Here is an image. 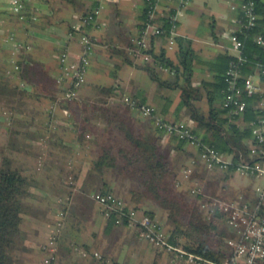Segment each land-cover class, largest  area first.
Returning <instances> with one entry per match:
<instances>
[{
  "label": "trees",
  "instance_id": "1",
  "mask_svg": "<svg viewBox=\"0 0 264 264\" xmlns=\"http://www.w3.org/2000/svg\"><path fill=\"white\" fill-rule=\"evenodd\" d=\"M91 1L90 7L80 15V24L69 28L70 33L79 32L78 52L81 46V35H87L92 42L87 52V63L83 67L84 80L75 88L76 96L66 97L64 95L66 90L71 88V85L63 76L61 62L57 56L58 50L56 56L59 61L60 74L55 77L53 83L55 85L52 90L53 104L56 107H61L67 115L70 106L83 104L82 108L89 111L88 117L77 122V134L79 139L95 145L97 156L93 161L91 174L96 179V177L101 178L105 170H113L125 178L128 181L127 193L133 199V203H127L120 197L125 203L124 206L121 209L118 205L112 206L108 215H105L102 206L95 200L94 194L112 193L115 196L118 195L112 191L110 186L92 190L89 194L96 201L101 214L107 220L108 229L119 224L130 225L128 210L134 208L138 210L137 217L147 214L151 219L164 226L168 233V241L181 245L185 251L215 263L228 261L233 254V247L228 243V240L239 238V228L241 227L229 224L227 212L217 204H213L215 199L228 200L219 194L208 193L205 188L206 185L202 183L199 169L201 167L205 171L209 168L203 166L200 161L201 146L206 144L230 157V163L226 167L215 166L210 168H218L226 174L237 172L236 168L241 162L264 163V156L260 153L261 150L264 151V141L258 143L252 133L253 121L264 116V108L258 105L259 94L248 96L242 93L241 98L245 101V107L241 111H234L231 104L224 105L227 94L225 71L230 62L235 59L234 54L228 51H220L210 59L202 58L192 46L191 39L182 37L177 33L172 34L171 31L176 32L177 29L175 8L167 5L164 11L158 12V5L163 4L164 1L167 3L169 0H143L137 13V33L128 39L125 46L115 43L114 50L116 53L127 55L131 59L140 58L143 64L142 68L148 72L151 79L160 85L179 88L180 100L177 108L183 109L193 124L182 119L167 118L164 108L159 109L142 97L122 91L118 84L99 85L98 90L103 95L102 98L89 103H81L79 91L85 83L90 55L97 40L91 31L98 28V17L103 8L102 6L98 15L94 14L95 7L100 3L98 0ZM243 1L245 0L232 2L236 4L234 10L237 12V18L241 17L239 5ZM253 1L258 15L255 24L247 29L240 26L234 29L243 40L241 53L246 57V60L239 66L238 84H241L244 76L260 67L254 56H259V59L264 58V47L256 44L253 39L255 34L264 36V0ZM26 3L27 0L24 1L20 12H14L12 9L11 11L20 19L33 24L36 15L26 13ZM90 14H92L91 18L86 21L82 20ZM13 38L14 35L10 33L8 39L12 40ZM143 38L147 40L145 46L138 43V40ZM158 38L165 45L156 51L153 45ZM169 39L173 40L171 46ZM174 47H176V61L166 53L167 49ZM60 50L69 52L66 47ZM144 55H147V58ZM130 58H126V60H130ZM9 64L8 68H11L6 69L0 63V115L7 127L15 117L16 108L11 99L17 93V85L12 83L5 74L19 71L21 73L20 79L24 84L37 75L35 71H32L30 73L33 75L30 76L29 69L14 58H10ZM198 64L207 68L211 72L212 78L195 83L192 76L197 70ZM160 71L173 73L175 80L169 81L161 78ZM125 97L129 101H134L135 105H131L125 100ZM204 99L207 103L206 109L199 103ZM141 104L153 107L151 113L143 114L139 109ZM132 112L146 117L152 126L145 128V125L139 121L140 119L134 117ZM157 116L168 122L188 123L191 132L202 144L198 147L191 144L185 136H179L175 132L168 133L164 127L156 124L155 118ZM51 132L50 130L41 135L43 138L41 142L49 141L53 135ZM167 135L173 140L170 149H164L161 144L162 139ZM188 144L196 148L197 154L193 157L191 165L182 167V170L190 168L187 173L182 171L183 177L190 185L183 190L180 188V184L183 182L175 175L176 171L172 169L171 154L173 151L184 150ZM254 146L255 151L252 152ZM10 148H13V145L8 144L6 149L10 150ZM37 157L38 163L41 165L42 153ZM248 175L254 176L255 174L250 173ZM171 176L173 178H169ZM65 183L68 189L59 201L61 208L56 214L54 230L41 247L43 252L42 264H47L44 261L47 253L53 254L48 264H60V261L61 264H64L65 261H68L60 254L59 247L63 242L62 230L67 216L66 205L72 188L75 186L71 157L68 158L65 170ZM31 185L32 180L24 173V170L14 166L8 155H3L0 161V264H20L19 261L21 262L17 257L18 251L25 249V246L22 243L23 236L20 224L23 214L27 210L25 199L31 194ZM140 201L153 202L154 208L146 206L139 210L138 203ZM243 205H245V210L264 218V199L260 196L257 195L254 200L246 201ZM157 212L164 214L165 223L156 217ZM130 226L135 229L134 225ZM136 232L138 233L137 230ZM53 235L55 250L50 251L51 243L49 240L52 239ZM150 244L156 251L174 255L164 248H157L152 243ZM69 248L70 254L81 258H94L96 264H116L98 249H91L78 243H72ZM95 252H98L99 256H96ZM180 258L184 259L183 257ZM261 264H264V258L261 260Z\"/></svg>",
  "mask_w": 264,
  "mask_h": 264
},
{
  "label": "crops",
  "instance_id": "2",
  "mask_svg": "<svg viewBox=\"0 0 264 264\" xmlns=\"http://www.w3.org/2000/svg\"><path fill=\"white\" fill-rule=\"evenodd\" d=\"M236 0H229L225 5L227 12H211L213 27L216 16L221 25L217 32L213 28L204 32L198 28L197 16L202 14L195 0H169L158 5L159 13L168 6L176 10V33L192 40V46L204 59L212 58L220 51L230 49V41L225 34V43H219L221 29H237V12L229 7ZM91 0H27L26 13H34L33 24L20 19L11 11L10 0H0V63L6 69L10 66V58H14L30 72H36L34 79L22 83L20 72L5 74L17 85V93L11 101L16 108L15 117L7 127L0 115V161L3 155L11 158L14 166L24 170L32 180L30 196L25 199L27 210L21 221L22 243L25 249L18 251L20 264H42V245L54 230L57 212L61 208L60 199L66 192L65 170L68 158L74 169L75 186L72 188L67 202V216L62 230L63 242L59 252L67 264H96L94 258H81L70 254L72 243H78L91 249H98L109 256L116 264H188L184 259L166 252L156 251L142 238L136 230L125 224L114 225L108 229L107 220L101 214L96 201L89 194L110 186L112 191L127 203L133 199L127 193L128 181L113 170H105L102 177L91 174L95 160V145L78 138L77 122L88 117L89 111L83 104L70 106L69 114L61 107L53 104L54 79L60 74L56 52L66 47L73 57L79 50V32L70 33L71 26L80 24V15L86 11ZM103 8L98 17L99 26L91 33L97 38L90 55L85 83L79 91L81 103L93 102L102 98L99 85L118 84L120 89L130 95H137L157 108L165 109L169 119H182L193 124L183 109H178L180 89L160 85L150 78L142 68V60L131 59L118 54L114 50L115 43L125 46L128 39L137 33V13L143 0H102ZM166 4V5H164ZM198 11H196V10ZM202 16V15H201ZM216 22V21H215ZM227 31V32H228ZM12 33L14 38L8 39ZM226 33V31H225ZM17 43H20L19 45ZM228 43V45L226 44ZM165 45L159 38L154 41V49L158 51ZM216 47V48H215ZM176 47L166 50L174 61ZM233 53V52H232ZM130 58V60H126ZM192 80L200 82L212 78L207 68L197 65ZM5 69V70H6ZM6 73V72H5ZM160 77L169 81L175 75L166 71L159 72ZM33 74L30 73V76ZM207 108L204 100L199 102ZM134 117L151 127L146 117L132 112ZM97 122V121H96ZM98 123V122H97ZM52 131L49 141L41 142V135ZM173 140L167 136L162 139L164 149H170ZM8 144L13 145L10 150ZM41 144L46 147L42 153V164L38 157ZM184 150L172 152L171 163L176 176L188 183L183 177L182 167L191 165L196 156V148L186 145ZM39 150V151H38ZM202 166V165H201ZM202 183L209 186L208 193H216L235 205L242 206L257 197L255 186H264V176L242 175L237 172L224 173L218 168L200 167ZM179 173V174H178ZM149 208L153 202L146 201ZM156 217L163 223L165 216L161 212ZM71 256H70V255ZM61 264V261H60Z\"/></svg>",
  "mask_w": 264,
  "mask_h": 264
},
{
  "label": "built area",
  "instance_id": "3",
  "mask_svg": "<svg viewBox=\"0 0 264 264\" xmlns=\"http://www.w3.org/2000/svg\"><path fill=\"white\" fill-rule=\"evenodd\" d=\"M26 0H10L11 9L14 12H20L23 7V3ZM99 5L95 7L94 14L98 15L101 7L103 6L102 0H98ZM231 9L236 7V4H229ZM241 17L237 18V22L242 28L252 27L258 17L254 1L245 0L239 5ZM92 14L84 17L82 20L86 21L91 18ZM154 27V26H153ZM148 31V30H147ZM146 31V34H147ZM157 31V29H155ZM172 34L176 32L171 31ZM226 36L230 41V48L233 50L235 59L232 60L225 71V80L227 82V94L225 96L224 105L231 104L234 111H241L245 107V101L241 98V94L244 93L248 96L259 94L260 99L258 105L264 108V58L259 59V56L255 55L256 63L259 68H256L254 72L244 76L241 84H238L240 77L239 66L246 60V57L241 53L243 40L238 36L237 32L232 29L226 32ZM254 42L264 47V36L262 34H255ZM80 51L77 52L73 57L66 50H59L57 56L61 62V68L63 76L67 78L71 88L65 92L66 97L76 96L75 88L84 80L83 67L87 63V52L91 47V39L87 35H81L80 37ZM142 46L147 43L146 38L138 40ZM173 43L172 39H169V45ZM147 58V55H144ZM263 76V77H261ZM61 79V78H59ZM73 88V89H72ZM127 100V97H125ZM131 105H135L134 101L127 100ZM139 109L143 114L151 113L153 107L141 104ZM157 125L162 126L168 133L175 132L179 136H185L189 139V142L193 145L200 146L198 139L190 130V125L184 122H168L163 120L160 116L155 118ZM252 133L256 137L258 143L264 141V116L259 117L256 121H253ZM255 151V146L252 147V152ZM260 153L264 156V151ZM200 161L206 168H213L215 166L224 168L230 163V157L218 152L213 147L206 144H202L200 152ZM237 172L242 175H248L254 173L255 176H264V163L254 162L249 164L248 162H241L236 168ZM184 173L190 171V168L184 169ZM255 191L258 196L264 199V186L256 185ZM95 200L102 206L103 213L108 215L109 209L112 206H119L120 209L124 206V201L113 195L112 193L102 195L94 194ZM213 204H217L223 210L227 212V221L232 226H240L239 238L229 239L228 243L233 247V254L228 261L222 263H215L202 259L199 255L187 252L181 245L173 244L168 241V233L157 221L151 219L147 214H142L141 217H137L136 213L138 210L130 208L128 215L130 217L129 224L134 225L139 235L148 240L157 248H164L169 252H172L176 257H183L186 261L192 264H261V260L264 258V218L254 214V212L245 210V205L238 206L229 201L217 200L213 201ZM139 210L142 208L139 207ZM53 238L49 240L51 243L50 251L55 250L53 245ZM99 256L98 252L94 253ZM53 257L52 253H47L44 257V261L48 264L50 258Z\"/></svg>",
  "mask_w": 264,
  "mask_h": 264
},
{
  "label": "rangeland",
  "instance_id": "4",
  "mask_svg": "<svg viewBox=\"0 0 264 264\" xmlns=\"http://www.w3.org/2000/svg\"><path fill=\"white\" fill-rule=\"evenodd\" d=\"M195 1L197 2L199 10L202 11V14H200V16H197V19H198V22H199L197 29H201L204 32L207 29L213 28L214 31L217 32L218 28L221 25V21L216 16V19H215L216 22L213 21L214 25H213V27H211L210 23H209V21L212 20L211 12H213L215 15L217 13L227 12L228 9L226 8L225 5L229 2V0H195ZM225 31L227 32L228 29H221L220 34H218V36L219 35L221 36V37L218 38V42L221 43V44L227 42L225 40V37H226L225 36V34H226ZM226 44L228 45V43H226ZM227 51L229 53L233 52V50L231 48L230 49L228 48ZM45 147L46 146L44 144H41V148H40L41 151H39V150L38 151L40 153H43V149ZM169 178H173V176H171ZM187 187H190V185H188V183H181L180 184V188H182L183 190L187 189ZM205 188H206L207 191H209V186L208 185H206ZM138 204H139L140 208H143V207L147 206L146 202H144V201H140V203H138ZM19 263H20V261H19Z\"/></svg>",
  "mask_w": 264,
  "mask_h": 264
}]
</instances>
